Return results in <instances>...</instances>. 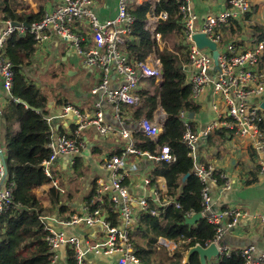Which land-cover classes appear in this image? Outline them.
Masks as SVG:
<instances>
[{"label":"built area","instance_id":"built-area-1","mask_svg":"<svg viewBox=\"0 0 264 264\" xmlns=\"http://www.w3.org/2000/svg\"><path fill=\"white\" fill-rule=\"evenodd\" d=\"M179 3L181 16L182 42L185 46V54L189 73L188 82L191 85L192 100L202 95L208 89L215 97L217 118L213 120L201 132H194L189 124L188 114L181 112L180 117L185 127L182 141L189 150V155L195 161L194 175L202 184V211L201 215L214 227L212 243L217 246L219 256L228 254L233 250L227 244H223L225 236L247 219L252 220L255 226L264 230V214L252 215L241 206H229L220 210H214L211 186L216 185L214 172L211 166L199 163L198 151L201 137H207L215 129H225L237 138L245 139L251 146L257 157V178L264 184V108L261 102L253 103V98H264V72L257 70V65L264 57V41L256 42L251 47L238 50L235 45L225 43L221 28L232 22L242 20L250 12L249 0H225L222 11L208 16L201 29L195 28V16L192 15L189 0H176ZM148 9L145 13V30L152 40L158 42L160 34L156 32L158 20H165L166 14H155L158 0H146ZM92 0H62L60 5L51 13L45 14L38 22L30 26H11L10 21H3L4 30L0 34V78L2 88L8 95V99L14 100L11 95L14 72L9 61L4 58L2 50L5 41L14 32L21 36L29 34L33 36L37 46L48 40L53 33L66 41H70L77 54L82 56L88 67L99 72V81L92 88L91 93L96 97L94 109L91 114H82L72 105H64L63 113L72 114L76 118L73 130L67 134H61L51 139L49 143L50 155L43 161L42 166L47 177L51 178L52 186L58 188V180L54 178L52 165L58 157L78 154L82 147L81 133L88 128H93L97 134L106 136L117 134L123 149L120 155L109 157L104 162V167L111 171L110 182L98 193L109 191L111 202L120 207L121 219L126 222L125 227L111 226L105 220H100L102 211L95 209L86 214H75L68 220L61 221L62 226H74L86 224L92 226L101 223L106 231L105 240L95 244L92 250L98 254H119L116 264H139L133 244L130 240L129 227L136 222L134 207L139 210L148 208V198L157 205L162 206L161 195L157 186H152L150 170L142 177L143 187L151 190L150 197L134 198L124 185L132 173L136 172L134 164L129 162V157L146 159L154 162L172 163L175 159L170 154L167 146H163L152 155L147 151L136 148L133 140V131L124 115V107H137L141 102L138 91L142 82L152 80L159 85L161 79V64L155 54L149 55L144 62L136 63L125 50V40L128 38L133 23L132 6L138 4V0H118L117 13L114 19L100 22L92 9ZM86 28L89 40H85L77 28ZM200 32L217 45L220 55L218 57V70L214 71L211 55L206 50L196 47L192 37ZM115 73L119 85H113L112 75ZM187 76V75H186ZM16 101V100H14ZM112 110L116 125L110 124L105 117L104 105ZM145 137L156 141L162 133V122L142 118L136 123ZM223 181L222 187L229 189L230 182L219 174ZM14 183L8 179L7 166L0 159V219L4 212L13 204ZM101 201V200H100ZM152 216L157 212L151 210ZM193 215V214H192ZM191 214L187 217L192 216ZM106 218V217H105ZM44 229L49 233L47 241L50 250L55 252L60 246L74 244L76 239H66L62 231L45 225ZM73 245V246H74ZM158 246H164L162 240H157ZM237 250L245 259L246 264H264V248L248 245ZM79 252V251H78ZM80 264V262H76Z\"/></svg>","mask_w":264,"mask_h":264},{"label":"trees","instance_id":"trees-1","mask_svg":"<svg viewBox=\"0 0 264 264\" xmlns=\"http://www.w3.org/2000/svg\"><path fill=\"white\" fill-rule=\"evenodd\" d=\"M179 3L176 0H158L155 14H166L165 20H158L156 32L160 34L162 47L152 40L145 30V13L148 7L133 10L134 23L128 36L126 52L136 63L144 62L151 52L163 70V83L155 85L150 80L148 88L138 92L140 104L135 107H124V112H131L135 123L145 118L151 120L157 108L166 114V123L156 141L145 137L141 132L135 133V146L141 151L154 155L157 150L167 146L174 157L172 163L158 162L152 172V186L162 177L166 183V192L161 195L162 206L148 198V208L141 210L137 215L135 232L143 231L147 240L141 248L138 240H130L140 264H200L197 253L190 255L184 261L186 252L200 245L206 247L212 243L214 227L204 218L194 225H186L185 219L190 214H199L202 211V184L194 175L195 161L189 155V150L182 141L185 130L180 113L198 112V106L192 100L191 85L188 82L184 67L187 64L185 46L182 42L181 16ZM2 21L25 23V27L42 19L30 14L17 13L11 5L4 7ZM252 40L264 41V28H253ZM36 43L33 36H24L14 32L5 41L3 56L11 64L14 72L13 86L10 99L12 112L19 122V133L9 143H5L7 150L6 166L8 179L14 183L13 204L4 212L0 219V264H54V252L50 250L47 238L49 233L44 229V210L38 200L36 190L41 189L44 199L51 205L59 206L60 199L56 196V189L52 186L51 178L44 173L42 163L50 155L49 143L52 139L47 122V97L38 89L32 80H28L26 67L31 63ZM21 100L25 104L18 103ZM60 103V102H59ZM28 107V108H27ZM3 117V114H2ZM133 123V122H132ZM189 124L196 131L195 121L192 118ZM264 127V123L261 124ZM228 130L215 129L208 134L207 143L215 146V142H226L230 137ZM113 154V153H112ZM115 152L113 155H120ZM81 159H74V173L81 170ZM219 174L215 171L216 185L223 184ZM187 176L182 182V178ZM252 180H245L246 185L258 182L257 173H252ZM56 179V177L54 176ZM128 186L127 181L123 182ZM85 197V208L88 212L100 209L105 215V222L111 226H119L121 221L120 207L111 202V193L97 192V185ZM59 187V185H58ZM41 198V197H40ZM101 200V201H100ZM157 216L151 215V210ZM158 237H163L177 244L169 255L165 248L157 247ZM69 264H76V255L69 252ZM207 264H246L244 257L233 248L228 254L219 256L214 262Z\"/></svg>","mask_w":264,"mask_h":264},{"label":"crops","instance_id":"crops-1","mask_svg":"<svg viewBox=\"0 0 264 264\" xmlns=\"http://www.w3.org/2000/svg\"><path fill=\"white\" fill-rule=\"evenodd\" d=\"M17 1L20 3L16 2L14 3L15 6H13L7 0H0V34L5 27L1 18L4 7L7 5H11L12 9H15L17 13L30 14V18L32 16L43 17L45 14L55 10L62 0ZM92 2V9L100 22L115 18L118 0H92ZM224 2L225 0H189L191 13L195 16L196 30L199 31L202 28L208 16L222 11ZM249 2L250 12L242 20L232 22L221 28L224 42L235 45L239 48L238 50L247 49L256 43L252 40L254 27L260 26L264 28V0H249ZM143 6L148 7L146 0H138V4L132 6V10ZM76 31L80 32L85 40H89V36L85 32L86 28H77ZM128 41L129 38L125 40V50ZM157 44L160 48L162 43L159 40ZM152 54H155V52H151L149 55ZM184 69L185 72H188L187 66ZM257 70L264 72V57L260 59ZM25 71L28 80H32L37 87L40 85L52 86L53 84H60V92L53 93V97L43 93L47 97V122L52 139L61 134L69 135L75 126V116L70 113L64 114V105H72L82 114H91L93 111L96 97L92 95L91 90L99 81V72L85 64L82 56L77 54L70 41H66L52 33L46 42L40 46H35L31 63L26 67ZM186 75L189 78V73H186ZM80 79L85 88L79 89L76 87V82L80 81ZM112 82L113 85L121 84L115 73L112 75ZM148 85V81L142 82L138 92L148 88ZM209 90L193 100L198 106V112L193 116L196 131L198 130V132H201L217 118V110L213 108L216 105V100ZM5 99H8V95L2 88L0 78V147H2L1 140L4 134L2 103ZM252 102L264 104V100L262 101L259 98H253ZM104 111L106 120L115 126L116 122L111 108L105 104ZM124 115L131 122L130 128L133 131L134 140L135 132L139 131V128L132 121L131 112L125 111ZM155 119L161 121L163 126L165 125L167 117L161 108H157L154 111L151 120ZM227 132L230 135L228 140L226 142L216 141L215 146L209 147L207 137H201L200 139L199 163L211 166L216 171L221 172L231 184L229 189H224L222 185L211 186L213 208L214 210H220L229 206H241L252 215L264 214V184L258 181L246 185L245 181L252 180L251 174L257 173V157L245 139L237 138L231 132ZM81 142L80 152L72 156V159L67 160L65 156H61L52 165L56 177H58V170L55 166H60L62 172H67L68 168L70 171V180L67 182L63 178L58 177L59 187L56 189L55 194L60 199L59 206L51 205L42 196L41 189L36 190L37 197H41L38 200L41 202L45 213L43 218L46 225L62 231L66 239L77 240V248L74 244L68 245L69 243L60 246L54 252L53 263L69 264L70 258L73 259V257L69 256V252L73 251L76 255L75 259L80 264H116L119 254L104 255L92 250L95 244L105 240L106 231L101 223H95L92 226L76 224L68 227L60 224L61 221L68 220L75 214H86L85 197L92 189V184L95 183L97 191H99L110 182L111 171L104 167L105 160L113 157L115 152H121L123 149V142H121L117 134L101 136L93 128H88L81 133ZM76 157H79L82 163L81 170L78 171L80 172L79 176H77L78 173H74L73 168ZM129 162L135 165L136 172L126 179L128 191L137 200L141 197H150L151 190H148L146 186L143 187L142 177L149 170L152 176L153 169L158 162L134 157H129ZM155 184L161 193L166 192V183L162 177H159ZM133 209V215L137 219L138 212H140L139 207L135 206ZM253 223L250 219L244 220L240 224L243 232L232 231L229 233L224 238L226 244L235 249L248 245H254L259 249L264 248V232L253 231L250 227ZM125 226V220L121 219L120 227ZM136 227V222L131 224V239L138 240L141 248H144V240L147 239L144 237L143 231L135 232ZM157 240H162L164 246H158L157 242L156 246L165 248L169 255L173 253L177 246L175 242L163 237H158Z\"/></svg>","mask_w":264,"mask_h":264},{"label":"water","instance_id":"water-1","mask_svg":"<svg viewBox=\"0 0 264 264\" xmlns=\"http://www.w3.org/2000/svg\"><path fill=\"white\" fill-rule=\"evenodd\" d=\"M21 24L18 22H12L11 26L14 27H19ZM26 24H23V26H25ZM192 40L194 41L196 47L200 50H206L210 53L211 55V59L213 61V65H214V71L218 70V57L220 55V51L217 48V45L212 42L206 34L204 33H200L197 32L193 35ZM160 74H161V79L159 82L158 86H161L163 83V70L161 68L160 70ZM18 103H22L25 104L24 102H22L21 100L18 101ZM262 108H264V104H261ZM28 108V107H27ZM194 116L193 113H189L188 117L189 119H192ZM0 159L2 161V163L4 164L5 168H6V158L4 155V150L2 147H0ZM65 159L68 160V156H65ZM187 176H184L182 178V182L186 179ZM133 206H136V204H132ZM200 219H202V215L199 214H194L190 217H187L185 219V224L186 225H194L196 224ZM100 220L102 222H104L105 220V215H102ZM223 244H226V242L224 241ZM249 244V242H248ZM193 253H197L199 256V260H200V264H207L208 262L211 261H215L218 257H219V251L217 249V246L213 243H211L210 245L206 246V247H202L200 245H196L192 248H190L186 254H185V261L188 260V258L190 257V255H192Z\"/></svg>","mask_w":264,"mask_h":264},{"label":"rangeland","instance_id":"rangeland-1","mask_svg":"<svg viewBox=\"0 0 264 264\" xmlns=\"http://www.w3.org/2000/svg\"><path fill=\"white\" fill-rule=\"evenodd\" d=\"M10 4H12L13 6L14 3L16 2H19L17 0H7ZM20 3V2H19ZM1 14V13H0ZM222 32V30H221ZM162 47V44L160 45V48ZM76 87L79 88V89H82V88H85V86L83 85V82L81 81H77L76 82ZM42 93H45L47 94L48 96H52L53 97V93H58L60 92V84H53L52 86L51 85H40L38 87ZM264 100V98H263ZM10 104V99H5L2 103V114H3V119H4V134H3V139L1 140V143H2V148L4 150V155H5V158H7V150H5V143L7 145V143H9L11 141V139L16 136L20 129H19V122L18 120L16 119L15 115L13 114L12 112V106L9 105ZM250 146V145H248ZM210 147V146H209ZM56 169L58 170L57 174H58V177L60 178H63L66 182L68 180H70L69 178V168H68V171L67 172H62L61 171V168L60 166H55ZM52 171H53V167H52ZM54 173V171H53ZM55 174V173H54ZM56 177V176H55ZM58 177H56V179L58 180ZM236 181L238 182V180L236 179ZM252 228V230L256 231V232H264L259 226L255 227L253 224H251L250 226ZM235 232H243L242 231V228L241 226H238L237 228L234 229Z\"/></svg>","mask_w":264,"mask_h":264}]
</instances>
